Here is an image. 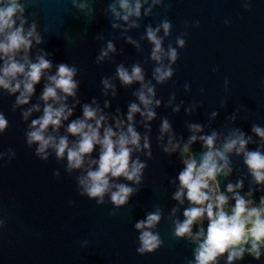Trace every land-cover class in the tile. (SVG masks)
<instances>
[{
  "label": "water",
  "instance_id": "1",
  "mask_svg": "<svg viewBox=\"0 0 264 264\" xmlns=\"http://www.w3.org/2000/svg\"><path fill=\"white\" fill-rule=\"evenodd\" d=\"M141 2L140 17L124 21L109 10L116 3L120 11L117 0H77L78 4L88 5L83 10L73 6L71 0H19L25 7V31L35 22L41 37L39 44L32 41L28 59L35 63L38 56L44 55L52 67L35 85L28 104L16 105L20 93L10 94L0 88V114L8 121V127L0 133V220L4 221L0 227V264H195L198 243L174 235V222H182L184 210L190 207L187 199L183 204L173 199L180 187L178 176L185 167L184 145L196 136L189 152L199 162L207 150L200 137L215 132V148L222 150L234 133L242 132L245 139L251 137L246 151L264 154V139L252 131L253 125L264 128V0H162L157 5L152 0ZM245 4L249 5L247 9ZM149 7L152 11L145 15ZM164 20L171 22L170 33L165 36L161 28L157 35L163 38L165 51L171 45L179 57L171 65L173 75L158 83L154 70L160 65L151 59L153 45L146 32ZM181 36L186 41L184 48L176 43ZM109 42L115 51L98 60ZM23 55L19 53L17 60ZM162 63L167 66L170 61L165 57ZM60 64L77 69L73 77L76 94L62 101L73 114L62 121L58 131L49 127L46 135L57 140L67 136L71 146L78 137L71 136L67 126L82 118L83 107L89 105L98 107L99 114L106 117L104 127L126 132L131 123L141 137L140 148L134 149L131 157L146 164L140 183L123 177L110 180L136 189L119 208L111 203L109 194L103 204L80 194L77 177L86 174L88 160L99 158V146L85 158L84 169L69 173L66 157L58 160L49 149L48 159L41 160L35 155L37 146L27 144L31 122L43 115L45 102L41 96L47 77L55 75ZM137 64L143 82L123 84L117 68L123 66L131 73ZM105 79L111 85L107 89L102 83ZM142 85L154 88L155 95L150 97L153 103L147 110L155 116L149 120L138 112L129 122L132 103L141 112L147 111L136 95ZM156 101L160 102L158 106ZM34 106L39 111H32L25 119L22 113ZM117 119L123 122L121 129L116 128ZM165 120L170 126L168 132L161 131ZM192 125H199L201 131L193 132ZM173 145L179 147L164 151ZM226 156L231 172L217 177L220 192L228 197L226 207L230 210L235 204L234 193L227 192V185L235 186L237 182L243 185L236 190L240 196L260 204L264 184L255 182L243 153L238 155L233 150ZM54 172H59V177ZM157 209L161 220L152 231L159 233L162 244L151 253L139 254L140 232L135 224ZM207 226L205 217L202 225H193V234L201 227L206 233ZM261 253L257 260L246 251L232 264H264V248ZM216 264H228L227 254L218 257Z\"/></svg>",
  "mask_w": 264,
  "mask_h": 264
},
{
  "label": "clouds",
  "instance_id": "2",
  "mask_svg": "<svg viewBox=\"0 0 264 264\" xmlns=\"http://www.w3.org/2000/svg\"><path fill=\"white\" fill-rule=\"evenodd\" d=\"M71 2L80 10L88 7L86 3L78 4L77 0H71ZM161 2L162 0H152L153 5ZM117 3L120 11H117L116 3L110 5L109 8L116 19L128 21L132 16L140 17L143 6L141 0H117ZM143 3H148V0H143ZM248 7L249 5L245 4V8ZM24 11L25 7L19 3V0H0V60L3 61L0 66V88L7 90L10 94L19 92L20 94L16 98L18 106L29 103V99L35 91V85L52 67L51 62L44 55L38 56L35 63L29 61L27 53L31 48L32 41L35 40L39 44L41 37L36 33L35 22L25 31L24 25L27 21L23 18ZM151 11L152 9L149 7L145 9L144 14L149 15ZM17 20H19V26H17ZM225 23L229 22L226 20ZM117 26L113 25V27ZM132 26L136 27L137 25L133 24ZM171 26L169 20H164L156 29L149 27L146 32L147 39L153 45L151 59L160 65L154 70V79L158 83L166 81L173 75L174 69L171 65L179 57L177 49L171 45L165 51L162 46L163 38L157 35L161 28L165 36L169 35ZM195 26L199 27V21L195 22ZM176 43L180 48H184L186 41L181 36L177 37ZM109 51H115L111 42L107 45V51H101L98 60H103ZM21 52L24 55L21 60H17L16 57ZM165 57L170 61L167 66L162 63ZM76 72L75 66L60 64L57 66L56 74L47 77L48 83L41 96L45 102L43 115L31 122V130L26 133L27 144L37 146L35 155L41 160L48 159L49 149L54 151L58 160L66 157V170L69 173L73 170L84 169L85 158L90 157L95 148L99 146V158L88 160L86 174L77 177L80 194L95 199L97 204H103L105 195L109 194L111 203L119 208L129 201L136 189L124 183L112 184L110 180L123 177L127 181L139 184L143 170L146 168V164L141 163L139 159L132 160L131 158L133 150H139L141 139L131 123L127 126L126 132L114 131L110 126L104 127L106 117L99 114L98 107L93 108L85 105L83 117L73 120L67 126V132L71 136L78 137V140L71 146L67 136H62L57 140L52 135H46L49 127L58 131L62 121H67L73 114L72 109L62 101L67 97H74L76 94L77 82L73 79ZM117 75L125 85L144 80L142 69L138 64L132 67L131 73L123 66H119ZM102 83L105 89L111 86L107 79ZM58 93H63V96ZM136 95L147 110L153 103L150 97L155 95L154 88L142 85V89ZM49 101L52 103H48ZM159 103L156 101L157 106ZM55 104H59V107H54ZM32 111H39L38 106H34L33 109L22 113V115L27 119ZM138 112L149 120L155 116L151 110L141 112L140 107L132 103L129 106L127 120L131 122L134 114ZM90 121H94V123H90ZM122 125L123 122L117 119L116 128L121 129ZM7 127L8 121L0 114V133H3ZM102 127L103 133L101 134ZM169 130L170 126L165 120L162 123L161 131L168 132ZM191 130L199 132L201 128L199 125H192ZM252 131L264 139V128L253 125ZM233 137L225 142L222 150L215 148L217 138L215 132L210 136L200 137L207 150L203 152L199 162L189 152V144L197 139L195 135L183 148L185 167L178 176L180 187L173 199L181 204L187 199L190 207L184 210L182 222H174V235L177 238L188 237L198 243L194 253L195 264H216L217 258L224 254H227L228 264H232L234 260L242 259L246 251L254 259L259 260L262 254L261 249L264 248V197H261L260 204L256 205L252 200H246L236 191L243 187L242 182H237L235 186L228 184L227 192L234 193L235 201L234 207L228 211L226 210L228 197L219 190L217 177L221 173L227 176L231 172L226 154L233 150L238 155L243 153L244 162L255 182L264 184V154L259 150L246 151V145L250 142L251 137L245 139L242 132L234 133ZM169 143L171 144V140ZM177 147L179 145H173L171 148H165L164 151H175ZM144 148H149L147 137H145ZM12 155L15 156V152H12ZM221 161L223 163H220ZM53 175L59 177V172H54ZM205 217L208 221L206 233L201 227L197 233L193 234V225H202ZM160 220L161 212L157 209L156 212L147 214L144 220L135 224V228L140 232V247L137 248L139 254L151 253L162 244L159 233L152 231ZM3 226L4 221L0 220V227Z\"/></svg>",
  "mask_w": 264,
  "mask_h": 264
},
{
  "label": "rangeland",
  "instance_id": "3",
  "mask_svg": "<svg viewBox=\"0 0 264 264\" xmlns=\"http://www.w3.org/2000/svg\"><path fill=\"white\" fill-rule=\"evenodd\" d=\"M254 204L259 205L258 203H254ZM226 210L230 211L227 207H226Z\"/></svg>",
  "mask_w": 264,
  "mask_h": 264
}]
</instances>
